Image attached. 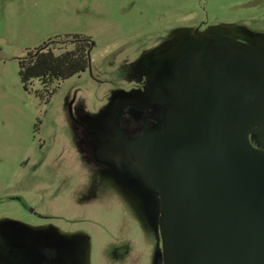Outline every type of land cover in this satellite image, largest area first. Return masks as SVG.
Returning a JSON list of instances; mask_svg holds the SVG:
<instances>
[{
    "label": "rangeland",
    "instance_id": "1",
    "mask_svg": "<svg viewBox=\"0 0 264 264\" xmlns=\"http://www.w3.org/2000/svg\"><path fill=\"white\" fill-rule=\"evenodd\" d=\"M68 34L90 40L87 67L49 95L34 79L22 89L16 58ZM243 39L264 47V0H0V257L12 235L44 229L71 241L70 264H155L153 189L140 170L122 177L101 164L94 148L120 107L156 83L174 92L198 45Z\"/></svg>",
    "mask_w": 264,
    "mask_h": 264
},
{
    "label": "water",
    "instance_id": "2",
    "mask_svg": "<svg viewBox=\"0 0 264 264\" xmlns=\"http://www.w3.org/2000/svg\"><path fill=\"white\" fill-rule=\"evenodd\" d=\"M229 73L185 66L162 124L124 139L156 195L160 264H264V148L246 137L247 74Z\"/></svg>",
    "mask_w": 264,
    "mask_h": 264
},
{
    "label": "flooded vegetation",
    "instance_id": "3",
    "mask_svg": "<svg viewBox=\"0 0 264 264\" xmlns=\"http://www.w3.org/2000/svg\"><path fill=\"white\" fill-rule=\"evenodd\" d=\"M243 40L246 42L245 47L214 44L216 48H209L206 44L202 47L198 45L195 50L189 52L184 63L187 67H191L196 74L200 66L210 64L227 78L231 75L230 70L242 67L247 77H244L245 79L238 84L244 90L253 89L248 100L247 115L250 125L246 137L248 142H264V57H261L264 56V47L255 39L251 40V45L248 40ZM206 72L207 70L205 75ZM200 85L201 82L193 83L194 88H198ZM178 86L177 82L176 90L169 92L163 90L156 83L151 96L141 100L140 104H127L125 107H120L114 116L115 131L107 134L105 140L95 146L96 155L94 158L122 174V177L130 174L134 168L136 171H141L132 151L123 144L124 139L137 136L145 127L149 130L158 128L166 114L175 105ZM121 116H124L123 121ZM154 213L155 210L152 209L151 212L146 213V216L154 226L156 234ZM30 231L32 235L26 240L20 239L22 236L25 237L26 233L21 236L20 233L11 236L9 242H12L13 245L11 244V247H7L2 252L0 264H70L74 250L72 247L71 249L64 247V243L71 242L70 240L63 241L64 238L58 233L48 232L44 229ZM33 231L37 232L38 237L33 234ZM155 238H157L158 249V236L155 235ZM158 259L160 264L159 249L155 264Z\"/></svg>",
    "mask_w": 264,
    "mask_h": 264
},
{
    "label": "trees",
    "instance_id": "4",
    "mask_svg": "<svg viewBox=\"0 0 264 264\" xmlns=\"http://www.w3.org/2000/svg\"><path fill=\"white\" fill-rule=\"evenodd\" d=\"M90 47V40L80 34L46 39L16 58V72L22 89L27 90L34 79L39 82L45 94L49 95L53 91V87H50L53 83L86 68V51Z\"/></svg>",
    "mask_w": 264,
    "mask_h": 264
}]
</instances>
